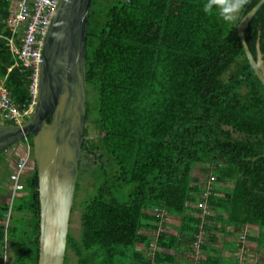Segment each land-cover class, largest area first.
Segmentation results:
<instances>
[{
	"label": "trees",
	"instance_id": "obj_1",
	"mask_svg": "<svg viewBox=\"0 0 264 264\" xmlns=\"http://www.w3.org/2000/svg\"><path fill=\"white\" fill-rule=\"evenodd\" d=\"M11 1L0 0V80L13 103L26 109L32 71H8L14 59L2 37ZM258 1H91L85 121L71 210L79 207L78 234L68 231L63 264L69 254L73 264H192L193 257L195 264H236L223 252L241 262L253 249L249 241L260 252L254 264H264V87L236 32ZM243 33L254 57L258 40L264 62V2ZM25 146L30 160L23 190L0 194V264L6 250L5 264L37 262L30 136L9 152L16 160ZM5 162L2 180L10 171ZM209 178L202 218L197 204ZM82 183L91 188L77 200ZM227 226L241 231L238 237L223 247L209 245L217 233L227 234ZM195 247L205 253H194Z\"/></svg>",
	"mask_w": 264,
	"mask_h": 264
},
{
	"label": "water",
	"instance_id": "obj_2",
	"mask_svg": "<svg viewBox=\"0 0 264 264\" xmlns=\"http://www.w3.org/2000/svg\"><path fill=\"white\" fill-rule=\"evenodd\" d=\"M92 0H57L41 47L32 109L20 124H0V151L30 136L37 178L36 264H63L78 173L86 110V36ZM259 0L238 21L236 32L247 61L264 87L259 42L255 57L243 30Z\"/></svg>",
	"mask_w": 264,
	"mask_h": 264
},
{
	"label": "built area",
	"instance_id": "obj_3",
	"mask_svg": "<svg viewBox=\"0 0 264 264\" xmlns=\"http://www.w3.org/2000/svg\"><path fill=\"white\" fill-rule=\"evenodd\" d=\"M9 12L4 20L8 34L2 36L6 46L12 55L14 62L8 67L20 66L32 71L29 94L32 97L30 105L26 109L18 108L10 99L4 86V80H0V124H20L30 113L36 92L37 72L41 61V47L44 35L47 31L51 14L57 0H13ZM9 151V150H8ZM30 160L28 150L19 154L9 171L7 180L10 185L11 196L23 190L21 177L26 171V165ZM211 178L206 180L201 201L197 207L201 209L200 216L203 218L208 214L206 198L211 189ZM9 214L6 215L4 226H7ZM200 230L197 237H201ZM199 240V239H198ZM5 264V260L3 261Z\"/></svg>",
	"mask_w": 264,
	"mask_h": 264
},
{
	"label": "crops",
	"instance_id": "obj_4",
	"mask_svg": "<svg viewBox=\"0 0 264 264\" xmlns=\"http://www.w3.org/2000/svg\"><path fill=\"white\" fill-rule=\"evenodd\" d=\"M9 152V151H8ZM4 160H6V161H8L5 157H4ZM9 166V165H8ZM4 169V168H3ZM3 169H2V172H3ZM28 169V168H27ZM7 170H9V168L7 167ZM1 174V173H0ZM24 174H28V170H26V172L24 173ZM26 176V175H25ZM0 180H1V177H0ZM1 183L2 184H4V185H6V183H8L9 184V182H8V180H7V178H5L4 180H2L1 181ZM6 189V188H5ZM8 191V190H7ZM17 194H19V193H17ZM9 196H10V194H9ZM6 220V219H5ZM174 220V218H172V220H169V222H173V223H176L175 221H173ZM5 223V222H4ZM7 224H8V222H7ZM7 227V226H6ZM5 227V228H6ZM169 231H171V232H175V230L172 228V227H166ZM225 232H227V234H222V233H217L216 234V239H215V242L213 243H211V244H209V245H214V246H221V247H223L222 245H224L223 243H224V240H227V239H229V238H231V237H233V236H235V237H238V235H239V233L241 232V231H238V230H236L235 228H230V227H226L225 229ZM248 230L250 231V233H252L253 235H256V233H257V230H256V228L255 227H249L248 228ZM231 232V236L229 235V233ZM248 244L251 246L252 245V247L251 248H253V249H250V250H248V253L246 252L245 254H244V256H243V259H242V261L240 262L239 260L237 261V259H236V256L235 255H233V253L234 252H231V251H229V250H225L224 252H223V256H225L226 258H231L233 261L232 262H234V261H236V264H254L256 261H257V259H255L256 257H258V253H260V252H257L256 253V251L257 250H254L255 249V247L257 246L256 245V241H253V242H248ZM221 249H223V248H221ZM259 249V248H258ZM264 249V248H263ZM157 250H162V249H160V248H157ZM204 252L203 251V249H199V247H195V251H194V253H198V252ZM264 251V250H263ZM205 253V252H204ZM238 253V255H239V252H237ZM231 254V255H230ZM235 254V253H234ZM262 254H264V252H262ZM194 256H196V255H194ZM264 256V255H263ZM6 261V256L4 257V259H3V261ZM196 263V261H194V257H193V260H192V264H195Z\"/></svg>",
	"mask_w": 264,
	"mask_h": 264
},
{
	"label": "rangeland",
	"instance_id": "obj_5",
	"mask_svg": "<svg viewBox=\"0 0 264 264\" xmlns=\"http://www.w3.org/2000/svg\"><path fill=\"white\" fill-rule=\"evenodd\" d=\"M237 9H238V6L236 4H232V6H231V12H232L233 15H235L237 13ZM25 150L26 149L24 148V151ZM4 153H5L4 155H5L6 159L8 160V162H7V165H9L8 168H9V170H11L12 167H13V162H14V156H15V154H12L11 152H8V151H4ZM16 154L18 156V153H16ZM5 161L6 160H1L0 161V173L2 172V169L5 166V163H6ZM194 173H196V172L194 171ZM2 176L3 175L0 174V177H1V180H0V194L1 195H4V193H6L7 190L5 189L6 188V185H4V184L1 183ZM80 186L82 187V189L78 192L77 200H79L85 194V191L86 190H89L91 188L86 183H82ZM9 194L11 195V192ZM77 208H78V210H76L74 213L71 214L72 216H70V224H69V229L70 230H68V231H70V233L74 237L77 236V234H78V232H77V230H78V221L77 220H78V216H79V214H78L79 207L77 206ZM160 213L162 214V216H164L166 214L163 211H161ZM169 220H171V218H169L168 221ZM8 251L9 250H6V252H7V254H6V261H8L7 259H9V257H10V254H9ZM69 257H70V260L71 261L68 264H73V261H72V258H71V254H69Z\"/></svg>",
	"mask_w": 264,
	"mask_h": 264
},
{
	"label": "flooded vegetation",
	"instance_id": "obj_6",
	"mask_svg": "<svg viewBox=\"0 0 264 264\" xmlns=\"http://www.w3.org/2000/svg\"><path fill=\"white\" fill-rule=\"evenodd\" d=\"M6 189L8 190V193H10V185L8 183H6Z\"/></svg>",
	"mask_w": 264,
	"mask_h": 264
},
{
	"label": "bare ground",
	"instance_id": "obj_7",
	"mask_svg": "<svg viewBox=\"0 0 264 264\" xmlns=\"http://www.w3.org/2000/svg\"><path fill=\"white\" fill-rule=\"evenodd\" d=\"M247 47H248V46H247ZM263 64H264V62H263ZM25 138H26V137H25ZM25 149H26L25 152H26L27 150H28V152H29L28 146H25ZM14 162H15V160H14ZM14 162H13V163H14ZM26 166H27V165H26Z\"/></svg>",
	"mask_w": 264,
	"mask_h": 264
},
{
	"label": "clouds",
	"instance_id": "obj_8",
	"mask_svg": "<svg viewBox=\"0 0 264 264\" xmlns=\"http://www.w3.org/2000/svg\"><path fill=\"white\" fill-rule=\"evenodd\" d=\"M205 8H206V10L209 9L210 8V5H206Z\"/></svg>",
	"mask_w": 264,
	"mask_h": 264
}]
</instances>
